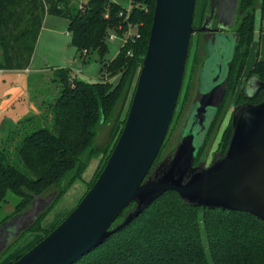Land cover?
I'll list each match as a JSON object with an SVG mask.
<instances>
[{"label":"trees","instance_id":"1","mask_svg":"<svg viewBox=\"0 0 264 264\" xmlns=\"http://www.w3.org/2000/svg\"><path fill=\"white\" fill-rule=\"evenodd\" d=\"M73 1L0 0V70L3 71L30 67L47 15L69 21L71 44L81 52L84 61L90 54L97 53L99 61L103 62L109 51L107 41L111 33L124 40L131 29L136 30L126 39L115 59L103 64L99 80H70L66 70L56 71L55 81L61 90L50 106L51 126H33L34 119L27 118L3 140L0 146V205L6 202L9 192L20 196L21 201L11 215L0 221V226L30 210L34 197L56 194L50 205L2 250L0 261L28 233L42 232L41 242L54 230H43L41 221L82 177L91 160L101 157L87 192L95 184L125 127L148 50L156 0H132L129 13L111 0H90L77 10L72 6ZM258 9L263 18L264 0L259 3L258 0H239L235 28L238 42L227 90L196 165L205 163V149L211 135L221 124L237 92ZM202 62L196 67L197 76ZM116 76L120 77L119 82L113 84L111 80ZM248 78L264 82V62H258ZM246 86L237 104L261 103L263 92L257 90L248 97ZM178 103L155 164L169 155L177 144L172 143V127ZM103 127L109 128V140L99 146L95 141ZM232 134L231 119L221 137L220 155L227 151ZM178 136L179 133L177 139ZM128 211H123L116 224L122 222ZM76 264H264V222L248 213L191 207L184 204L176 192H168Z\"/></svg>","mask_w":264,"mask_h":264},{"label":"water","instance_id":"2","mask_svg":"<svg viewBox=\"0 0 264 264\" xmlns=\"http://www.w3.org/2000/svg\"><path fill=\"white\" fill-rule=\"evenodd\" d=\"M197 0H156L153 24L125 127L102 173L76 208L46 238L13 264H76L130 225L154 202L176 192L191 207L248 213L264 222V82L257 105H238L224 155L210 165L196 160L225 97L238 35L239 0H209L194 28ZM217 25L212 27L214 19ZM203 33L207 57L192 107L175 148L155 164L183 84L192 35ZM252 81V79H251ZM246 86V94L250 88ZM56 192L34 197L32 208L0 226V254L50 205ZM129 209L122 222L117 219Z\"/></svg>","mask_w":264,"mask_h":264},{"label":"rangeland","instance_id":"3","mask_svg":"<svg viewBox=\"0 0 264 264\" xmlns=\"http://www.w3.org/2000/svg\"><path fill=\"white\" fill-rule=\"evenodd\" d=\"M90 0H75L72 6L75 10L82 8ZM113 3L121 5L123 8H129L130 0H111ZM260 0H258V3ZM208 0H197L194 17V28L202 27V21L205 16ZM237 26V23H236ZM235 26V28H236ZM69 21L66 18L47 15L44 25L36 46L35 55L33 57L30 73L13 72L14 91L25 89L26 105L28 109L36 112L34 106L40 107L41 117L44 121L43 127L52 125L51 120L46 118V113L50 106L59 97L61 86L56 82V71L64 69L69 74L70 80H80L86 82H95L100 79L103 64L115 59L121 48L124 46V40L121 38L108 39V53L99 61L97 53L90 54L84 61L81 52L71 44V35L69 34ZM135 29H131V33H135ZM204 37L200 33H195L192 39L191 50L186 66L182 91L176 110V115L172 127V143L177 142V135L183 126V122L187 117L192 101L197 90V74L196 67L199 61H203L207 57L206 48L203 43ZM258 62H264V17L258 9L255 14V28L253 39L251 40L247 61L240 77L239 86L233 101L226 109L221 124L216 128L210 138L208 146L205 149L206 165H210L216 155H219L221 137L225 128L229 125L234 109L237 107V98L244 87L247 75L254 69ZM120 77L116 76L111 81L113 84L119 82ZM1 108V107H0ZM43 109V110H42ZM1 110V109H0ZM18 110H16L17 112ZM31 114V113H30ZM27 117V116H26ZM26 117H20L18 121L25 120ZM6 120V119H5ZM4 117L0 120V127L5 122ZM9 120V117H7ZM15 120V119H14ZM16 121V123L18 122ZM35 126H39V122L34 119ZM9 123V122H8ZM38 123V124H37ZM33 127V126H32ZM15 129L16 127L12 126ZM109 140V128L103 127L96 138L97 145H104ZM101 157H95L91 160L87 168L84 170L82 177L76 180L69 188L67 193L59 200L55 207L41 221V228L51 231L58 227L68 215L76 208L87 192V187L91 183ZM21 201L20 196L9 192L6 202L0 205V221L11 215L15 207ZM42 232L28 233L8 254L0 261V264H11L15 262L21 255L43 238Z\"/></svg>","mask_w":264,"mask_h":264},{"label":"crops","instance_id":"4","mask_svg":"<svg viewBox=\"0 0 264 264\" xmlns=\"http://www.w3.org/2000/svg\"><path fill=\"white\" fill-rule=\"evenodd\" d=\"M31 67H32V63L30 67L26 70H21V71L0 70V107H1L0 120L4 117V120L6 119L5 122H7V124H4L2 127H0V146H2L3 140L5 139L8 132L12 130V126L17 127L18 124L21 122V120L18 121L20 117L27 116L26 119L33 118L39 122V124L37 123L39 126H43L44 121L41 117L42 114L41 112H38L41 110L40 107L34 106V109L39 114L36 115V118L33 117L34 112L30 111L26 105L27 99L25 98L26 95L25 89H19L16 91H14L13 89L14 79L12 78V73L13 72L30 73ZM16 110L18 111L16 112ZM47 111L49 112L46 113V118H48L52 122V112L50 109H48ZM7 117H9V120H7ZM16 121L18 122L16 123ZM33 126H35V122L33 123Z\"/></svg>","mask_w":264,"mask_h":264},{"label":"flooded vegetation","instance_id":"5","mask_svg":"<svg viewBox=\"0 0 264 264\" xmlns=\"http://www.w3.org/2000/svg\"><path fill=\"white\" fill-rule=\"evenodd\" d=\"M208 14L207 13H205V16H204V19H203V21H202V25L204 24V22L206 21V19L209 17V16H207ZM209 19V18H208ZM217 20H218V18H217V16H216V18L214 19V22L212 23V27H215L216 25H217ZM237 21H238V18H237ZM237 23V22H236ZM197 30V29H196ZM195 33H200V34H203V33H201V32H198V31H196ZM249 83V78H248V75H247V78H246V82H245V84H244V86L246 85V84H248ZM250 83H251V85H250V88L248 89V94L251 96L253 93H254V90H255V85H254V83H255V81H253V79H252V81L250 80ZM244 88V87H243ZM243 88H241V91L243 90ZM240 91V92H241ZM239 95H240V93H239ZM239 97V96H238ZM237 100H238V98H237ZM233 101V100H232ZM238 106V105H237Z\"/></svg>","mask_w":264,"mask_h":264},{"label":"built area","instance_id":"6","mask_svg":"<svg viewBox=\"0 0 264 264\" xmlns=\"http://www.w3.org/2000/svg\"><path fill=\"white\" fill-rule=\"evenodd\" d=\"M131 7H132V0H130V2H129V8L128 9H126V11L129 13L130 12V10H131ZM83 8V7H82ZM131 31V30H130ZM128 32V34L126 35V37L124 38V42L126 41V39H128L129 37H131V36H133L134 34H132L131 32ZM116 38H119L118 37V35H116L115 33H111L110 35H109V38L108 39H111V40H113V39H116ZM0 116H1V111H0Z\"/></svg>","mask_w":264,"mask_h":264}]
</instances>
